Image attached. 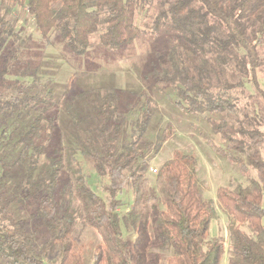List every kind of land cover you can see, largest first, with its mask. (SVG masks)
<instances>
[{
	"label": "trees",
	"instance_id": "16d2710c",
	"mask_svg": "<svg viewBox=\"0 0 264 264\" xmlns=\"http://www.w3.org/2000/svg\"><path fill=\"white\" fill-rule=\"evenodd\" d=\"M21 12L43 40L55 36L77 56L95 35L106 51L128 56L140 46L152 93L203 117L223 143L212 150L255 177L205 199L197 158L179 150L149 177L174 131L166 124L147 139L151 96L111 86L57 95L41 86L14 20ZM257 76L264 79V0H0V264H221L225 254L226 264H264ZM84 163L105 181L102 194L88 186ZM218 210L226 237L210 236ZM77 226L101 236L89 263Z\"/></svg>",
	"mask_w": 264,
	"mask_h": 264
},
{
	"label": "rangeland",
	"instance_id": "374dc122",
	"mask_svg": "<svg viewBox=\"0 0 264 264\" xmlns=\"http://www.w3.org/2000/svg\"><path fill=\"white\" fill-rule=\"evenodd\" d=\"M15 19L16 26L21 29V36L29 38L27 43L30 47L29 56L40 67L41 86L50 83L57 95L74 94L88 87L111 86L125 93L151 96L156 104V110L147 139L154 141L166 124H171L174 131L172 137L151 161L149 177H152L176 150L194 154L197 158L199 163L197 177L202 196L205 199L215 200V193L218 188L232 187L236 184L245 185L249 178L255 177L253 170L248 171L246 175L242 174L236 167L230 165L226 159L219 157L212 150V146L222 148L223 143L219 138L212 135L203 117L186 115L171 104L166 95L157 96L152 93V81L144 78L149 59L143 54L144 50H140V46H135L133 53L131 50L127 51L128 56L125 51H106L97 45V35H95L92 37V48L85 55L77 56L66 51L61 40L55 36L49 38L48 41L43 40L24 12L15 16ZM24 19H27L28 22L24 23ZM101 30L100 28L97 34ZM150 48L148 47V49ZM257 78L260 89L264 92V79H261L260 76ZM246 92L254 94L250 89ZM253 101H255L254 98L247 101L250 102L249 104L244 100L239 106L240 109L250 110ZM244 105L245 107L242 109ZM235 115L238 119L242 118L240 110H237ZM250 116H254L251 111ZM260 130L264 132V125L260 126ZM62 132L64 131L62 130ZM262 153L264 158V147ZM83 170L87 177L88 186L94 192L102 194L105 181L96 176L89 164L84 163ZM120 199L124 205L122 211L127 210L131 202L130 192L125 193ZM226 227L227 218L218 210L217 220L211 223L210 236L226 237ZM76 237L83 246L85 262L89 263L94 245L101 242V236L93 230L77 226ZM165 256L163 255V257ZM226 262L227 254L224 255L221 264H226Z\"/></svg>",
	"mask_w": 264,
	"mask_h": 264
}]
</instances>
